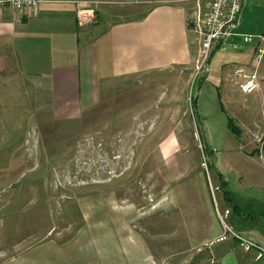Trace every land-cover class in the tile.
Wrapping results in <instances>:
<instances>
[{
	"label": "rangeland",
	"instance_id": "374dc122",
	"mask_svg": "<svg viewBox=\"0 0 264 264\" xmlns=\"http://www.w3.org/2000/svg\"><path fill=\"white\" fill-rule=\"evenodd\" d=\"M111 6L99 16L129 15ZM8 54L0 46V264H216L230 247L264 262L244 247L264 248V58L251 93L235 74L216 89L207 66L172 68L106 83L58 119ZM221 179L257 220L231 215ZM207 216L217 226L199 237Z\"/></svg>",
	"mask_w": 264,
	"mask_h": 264
},
{
	"label": "crops",
	"instance_id": "0c3cea01",
	"mask_svg": "<svg viewBox=\"0 0 264 264\" xmlns=\"http://www.w3.org/2000/svg\"><path fill=\"white\" fill-rule=\"evenodd\" d=\"M92 4H97L95 21L78 26V6ZM120 4L129 15L99 16ZM195 9L194 0H41L35 10H0V46L22 76L33 78L48 93L56 117L71 119L75 114L70 110L90 105L106 83L172 68L196 69L201 38L189 21ZM234 32L207 64L204 83L216 89L227 86L238 68L252 72L256 45L243 43L238 35L264 32V0H244ZM209 219L208 229L193 231L197 236L211 235L217 222L213 225ZM256 241L264 246V235ZM245 256L230 247L216 264H264L246 261Z\"/></svg>",
	"mask_w": 264,
	"mask_h": 264
},
{
	"label": "built area",
	"instance_id": "2783aa9c",
	"mask_svg": "<svg viewBox=\"0 0 264 264\" xmlns=\"http://www.w3.org/2000/svg\"><path fill=\"white\" fill-rule=\"evenodd\" d=\"M41 0H0V10L8 7L17 12L35 10ZM196 9L192 13L189 21L192 30L201 38L200 58L197 65V72L207 66L211 53L217 46L228 38L236 35L234 30L238 26V21L244 5V0H194ZM76 21L78 26L84 27L93 23L94 11L91 7L78 6L76 11ZM243 43L255 44V54L253 57V71L246 74L244 68H238L234 74L245 83L241 89L245 93H251L255 89L254 77L258 66L264 58V32L260 35L240 34ZM248 241V240H247ZM245 251L255 248L264 255V248L244 241Z\"/></svg>",
	"mask_w": 264,
	"mask_h": 264
},
{
	"label": "trees",
	"instance_id": "16d2710c",
	"mask_svg": "<svg viewBox=\"0 0 264 264\" xmlns=\"http://www.w3.org/2000/svg\"><path fill=\"white\" fill-rule=\"evenodd\" d=\"M218 50V47L211 53V55H210V58H209V60H208V63L210 62V59L213 57V55H214V53L216 52ZM203 81H202V79L200 80V83H199V85L202 83ZM200 87V86H199ZM195 100H194V98H192V100H191V108H194V104H195V102H194ZM193 118L195 119L196 118V114L194 113V116H193ZM230 127H231V129H232V125H230ZM233 130V129H232ZM221 183H222V191H223V197H224V199H225V201L229 204V205H231V215H233V216H236V217H238V218H241V220L242 221H246V220H250V219H258V217H256V216H253V215H250V214H244V213H242L241 211H240V207H239V205L235 202V199L233 198V195H232V193H230V192H228L224 187H223V183H224V180L223 179H221ZM224 185H225V183H224ZM252 216V217H251ZM260 218V217H259ZM240 220V221H241ZM239 222V221H236V224H235V226H242V225H244L245 227H246V225L247 224H244L245 222ZM250 228H252V229H254L252 226H249V229ZM245 229V228H244Z\"/></svg>",
	"mask_w": 264,
	"mask_h": 264
}]
</instances>
